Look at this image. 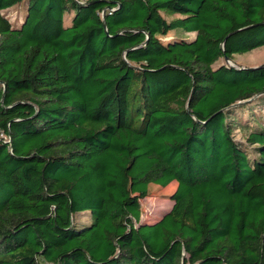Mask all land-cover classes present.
I'll use <instances>...</instances> for the list:
<instances>
[{
    "label": "trees",
    "instance_id": "trees-1",
    "mask_svg": "<svg viewBox=\"0 0 264 264\" xmlns=\"http://www.w3.org/2000/svg\"><path fill=\"white\" fill-rule=\"evenodd\" d=\"M261 47L264 0H0V264H264Z\"/></svg>",
    "mask_w": 264,
    "mask_h": 264
},
{
    "label": "rangeland",
    "instance_id": "rangeland-1",
    "mask_svg": "<svg viewBox=\"0 0 264 264\" xmlns=\"http://www.w3.org/2000/svg\"><path fill=\"white\" fill-rule=\"evenodd\" d=\"M6 16L14 23L16 21L18 11L16 9L5 12ZM69 22V20H68ZM195 35L190 36L191 38ZM233 63L241 66L254 67L264 64V47L258 48L250 53L244 55H235ZM177 184L172 182L166 186L163 185H151L148 189V196L141 201V218L147 222H155V219L160 216L164 210H171L174 201L172 199L173 192L176 191ZM173 189L172 191H169ZM87 224L91 223L90 213H84ZM83 214V215H84ZM83 215H79L82 217Z\"/></svg>",
    "mask_w": 264,
    "mask_h": 264
},
{
    "label": "water",
    "instance_id": "water-1",
    "mask_svg": "<svg viewBox=\"0 0 264 264\" xmlns=\"http://www.w3.org/2000/svg\"><path fill=\"white\" fill-rule=\"evenodd\" d=\"M225 62H226L228 65H230V66H232V67H234V68H237V66H236L235 64H233V62H232L228 57L225 58ZM262 67H264V64L261 65V66L250 67L249 69L253 70V69L262 68ZM242 69H243V68H242Z\"/></svg>",
    "mask_w": 264,
    "mask_h": 264
}]
</instances>
